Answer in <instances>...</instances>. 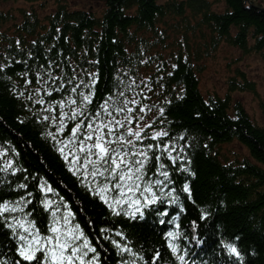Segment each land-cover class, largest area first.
<instances>
[{"label": "trees", "instance_id": "16d2710c", "mask_svg": "<svg viewBox=\"0 0 264 264\" xmlns=\"http://www.w3.org/2000/svg\"><path fill=\"white\" fill-rule=\"evenodd\" d=\"M215 2H222L223 8H213ZM56 4L42 17L21 9L23 16L12 23V32L2 28L14 16L0 11V65H5L0 71V203L23 208L0 216V261L28 264L19 256L21 242L16 235L25 233L7 227L19 213L43 237L52 235L54 220L63 230L78 226L84 234L78 243L89 240L98 264H185L166 244L164 233L171 228L179 234V248L201 264H264V126L230 96L234 90L253 91L254 83L236 69L225 96L205 97L197 76L203 69L199 61L221 43L264 60V0H87L79 7L57 0ZM168 46L174 49L165 57L160 50ZM46 72L75 75L77 83L86 84L91 83L89 74L95 73L94 103L89 109L110 95L116 99L125 85L136 81L138 87L132 86L126 95L138 94L140 106H147L139 113L144 116L141 123H152L149 135L168 132L163 141L175 142L180 149L175 164L167 153L163 155L170 183L162 192L153 189L160 199L144 208L142 217L116 215L95 194L98 181L86 178L83 169L76 171L72 156L65 159L73 146L61 152L60 141L68 138L69 130L57 132L51 121H43L51 113L35 103L41 96L46 102L61 98L57 93L48 97L43 90L35 93L40 87L38 74L48 80ZM26 79L32 83L26 84ZM231 141L247 154L226 156L220 146ZM151 178L163 179L158 173ZM185 185L190 191L183 190ZM169 191L171 196L166 195ZM228 244L239 256L229 253ZM125 245L130 252L121 251Z\"/></svg>", "mask_w": 264, "mask_h": 264}, {"label": "snow or ice", "instance_id": "6c2138e0", "mask_svg": "<svg viewBox=\"0 0 264 264\" xmlns=\"http://www.w3.org/2000/svg\"><path fill=\"white\" fill-rule=\"evenodd\" d=\"M4 67L5 65H0V71ZM44 75H47L48 80H44L43 75L38 74L37 80L40 87L34 90L35 93L39 94L43 90L44 95L48 97L57 93L61 94V98L46 102L41 96L35 100V103L44 105L43 111L51 113V115L43 116V121H51L56 125L57 132L64 133L66 129L69 130L68 138L60 141L61 152L70 145L73 146L65 159L72 156L71 163L78 164L76 171L83 169V175L86 178L90 176L94 183L98 181L94 189L95 194L109 208H112L116 215L123 213L134 218L140 214L142 217L143 209L160 199L153 189H160L162 192L163 187H167L170 183L167 166L161 162L163 155L167 153V159L173 164L179 157L172 155L176 148L170 147L162 139L169 136L168 132L153 131L149 135L147 129L152 128V123H141L144 116L139 113H144L147 106H140V101L136 98L138 94H134L131 98L126 95V91H133L132 86L138 87L136 81L132 80L130 85H125V91H120L116 99L110 95L95 108L89 109V106L94 103L95 73L89 74L91 83L88 84L83 80L77 83L75 75L53 76L51 72H46ZM25 82L32 83L27 79ZM85 88L88 89L87 93L83 91ZM28 99L32 100L33 97L30 95ZM160 114L163 115V109H160ZM69 123L72 125L70 129ZM49 135L55 139V135L52 133ZM148 139L161 141V143L145 144L144 141ZM154 166L155 173L152 172ZM156 173L163 179H152L151 176ZM146 177L149 178L146 179ZM20 187L23 188L25 185ZM48 190L51 191V189ZM183 190L190 191L187 185ZM166 195L171 196L172 192L169 191ZM125 205L127 210L124 208ZM117 208L119 211L116 210ZM17 211L23 212V208H20L18 204L9 206L7 202L0 203V216ZM55 216L54 211L53 217ZM3 218L7 223L8 217ZM11 219L13 222L7 223V227L22 228L25 233H16V235L21 242L19 256L28 264H96V249L90 247L89 240L85 238L82 243H78L84 236L83 232H78V226L75 229L69 228L67 231H62L57 227L59 221L54 220L49 229L52 235L41 237L33 222L15 217ZM68 222V217L65 216L64 223L68 224ZM26 223L27 226H25ZM116 235L121 236L122 233L117 232ZM168 236L174 238L171 232ZM113 243L116 242L113 241ZM117 246L120 247V245ZM169 247L173 253L178 250L174 244L170 243ZM225 247L230 254L239 256L237 248L232 244ZM121 251L130 252L131 249L125 245L121 247ZM89 253L93 255L89 256ZM177 259L183 262L184 256H177ZM0 264L3 262L0 261Z\"/></svg>", "mask_w": 264, "mask_h": 264}, {"label": "rangeland", "instance_id": "374dc122", "mask_svg": "<svg viewBox=\"0 0 264 264\" xmlns=\"http://www.w3.org/2000/svg\"><path fill=\"white\" fill-rule=\"evenodd\" d=\"M56 1L57 0H7L1 2L0 11L7 12L14 16L6 21L2 29L7 28L9 32H12V23L14 21L18 22L23 16L20 11L21 9L25 11L34 10L39 17H42L45 13L51 12L56 8ZM59 1L76 4L78 7L87 4V0ZM213 8L220 10L223 8V3L215 2ZM173 49L174 48L168 46L160 51L165 57H168L167 54ZM199 62L203 64V69L197 73L199 78V89L205 97L215 95L222 98L225 96L229 92L228 81L230 77L235 75L236 69L242 70L246 79H249L250 83H254V90L245 89L231 91V101H239L251 119L257 122V124L264 126V60L259 57V54L253 52L245 54L236 47L221 43L211 55L205 56ZM140 76L144 75L140 73ZM167 143L170 147L176 148V151L172 152V155L178 156L180 151L178 145L175 142ZM220 150L231 159L247 154L246 149L237 141L221 144ZM9 162V159L5 157L4 164H8ZM17 215H19V213L15 214L14 217L20 219ZM25 226H27V223ZM57 227L61 229L59 224H57Z\"/></svg>", "mask_w": 264, "mask_h": 264}]
</instances>
